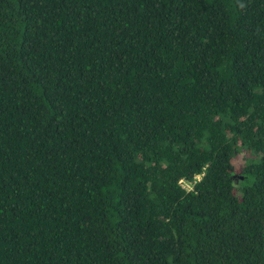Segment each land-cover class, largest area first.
<instances>
[{
  "label": "trees",
  "instance_id": "16d2710c",
  "mask_svg": "<svg viewBox=\"0 0 264 264\" xmlns=\"http://www.w3.org/2000/svg\"><path fill=\"white\" fill-rule=\"evenodd\" d=\"M0 264H264V0H0Z\"/></svg>",
  "mask_w": 264,
  "mask_h": 264
},
{
  "label": "rangeland",
  "instance_id": "374dc122",
  "mask_svg": "<svg viewBox=\"0 0 264 264\" xmlns=\"http://www.w3.org/2000/svg\"><path fill=\"white\" fill-rule=\"evenodd\" d=\"M184 188L186 189H190V187L188 185H186L185 183L182 184Z\"/></svg>",
  "mask_w": 264,
  "mask_h": 264
}]
</instances>
